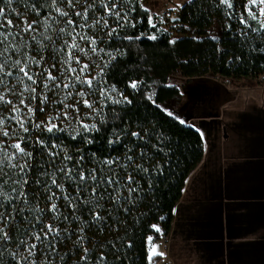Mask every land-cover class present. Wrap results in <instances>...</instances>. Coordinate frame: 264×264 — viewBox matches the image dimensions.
<instances>
[{"label": "trees", "instance_id": "trees-1", "mask_svg": "<svg viewBox=\"0 0 264 264\" xmlns=\"http://www.w3.org/2000/svg\"><path fill=\"white\" fill-rule=\"evenodd\" d=\"M115 2L121 13L119 19L109 16L97 0L87 23L91 25L103 16L108 26L76 27L72 32L75 35L83 31L97 41L98 54L89 51L85 56L77 51L76 55L81 61L91 56L98 62L100 85L114 93V99H107L90 124H95L97 130L85 132L77 125L49 133L38 123L44 113L39 115L43 106L40 99L47 93L40 82L47 72L36 77L34 87L40 95L35 100L28 92L21 97L23 89L17 85L15 94H6L12 103H0V117L6 118L3 130L10 133L5 137L0 130L3 147L11 153L14 149L10 145L21 142L25 151L32 153L27 160L30 167L24 173L8 167L6 158L0 168V192L4 194L0 196V213L8 217L0 218V228L11 237L7 242L0 240V264H15L10 253L16 252L19 260L27 255V245L31 243H37V250L29 264H157L165 257L171 264H226L220 218L224 200L216 187L204 185L207 172L198 178L205 163L204 134L179 120L165 106L183 93V85L170 84L168 79L179 73L186 81L204 75L263 81L264 29H260V17H248L247 0H232L230 9L220 0H188L177 8L178 20L166 18L164 29L152 20L150 23V11L142 0ZM33 3L40 15L31 11L29 6ZM60 6L71 14L66 2ZM0 7L5 8V19H12L16 25L11 30L20 33L14 41L20 45V52L13 59L23 60L25 54L35 57L40 64L30 67L37 73L67 67L64 60L71 36L57 37L44 27V16L52 11L51 0H14L11 7L7 0H0ZM78 10L83 11L80 6ZM17 12L21 13L19 18ZM52 15L56 13L53 11ZM241 17L247 25L241 23ZM72 18L78 25L84 23L80 17ZM23 21H36L35 40L31 39L33 33L21 31ZM174 33L180 36L172 39ZM45 36H52L55 44ZM77 42L89 48L78 36ZM12 71L15 74V69ZM7 79L16 84L11 77ZM133 83L137 87L133 88ZM112 86L115 92L111 91ZM21 98L36 109L26 120L27 133L10 119L14 115L11 108L19 105ZM116 100L121 102L115 103ZM37 124L41 126L37 128ZM66 155L72 159L65 160ZM26 159L17 155L11 163L23 164ZM61 168L65 171L61 172ZM67 169H72L74 179L66 177ZM80 172L86 177L95 174L97 180L89 178L80 184ZM129 176L133 177L131 182ZM109 177L119 183L109 186ZM52 179L62 184L63 191L51 183ZM101 179L105 183H99ZM129 189L134 191L129 193ZM21 191L24 195H20ZM52 193L59 198L50 201ZM52 203L57 205L58 213L51 211ZM96 213L99 220L94 219ZM49 224L59 229V235L53 240L50 234L47 241L39 244L34 234L43 238L41 229L46 231ZM155 225H159V231ZM151 235L165 238V251L163 255H152L150 260ZM49 242L55 244L54 252L49 250ZM84 249L88 251L85 253Z\"/></svg>", "mask_w": 264, "mask_h": 264}, {"label": "rangeland", "instance_id": "rangeland-1", "mask_svg": "<svg viewBox=\"0 0 264 264\" xmlns=\"http://www.w3.org/2000/svg\"><path fill=\"white\" fill-rule=\"evenodd\" d=\"M155 1L158 2L155 10L159 13L151 16V20L153 23H158L160 28L167 29V17L163 15L162 11L165 7L172 8L174 4L169 0ZM151 2L153 1L151 0ZM151 2L150 0H142V5L150 7ZM260 19L264 20V17H260ZM179 36L174 33L171 38L175 39ZM89 58L87 61L80 60V65L73 62L71 66L79 69L84 63H88L89 69L84 76L89 79L95 77L99 80L98 62L94 61L91 56ZM62 72V69H55L52 72L57 77V82L61 83L60 89L48 91L43 86L44 79L40 82L43 90L47 92L46 95L49 100L47 104L41 107L43 110H39V115L41 112L44 113L38 123L41 125L47 124L50 117L55 118L58 112L62 113L64 111L63 105L67 103L73 104L75 108L79 109L78 117L74 108L69 110L74 117L72 120H66L61 116L52 122L56 123L58 127L81 126L80 121L90 125L97 114L92 109L86 108L82 102L76 104V101L80 99L76 92L84 91L88 93L85 98L92 102L97 110H101L105 106L107 99L101 98L99 91L89 93L86 86L78 84L75 89H71L73 96L65 100V92L68 90L62 87ZM168 83L183 85L181 97L167 101L165 106L179 120L197 127L204 134L205 155L203 163L207 151H211V149L213 152L209 163L213 160L212 156L216 159L217 155L215 154L221 147L227 153H231L236 145L240 147V154L236 153L234 157H228L225 153H222L219 155L218 164L214 162L210 166V164L204 163L198 178H201L207 172L205 178L210 177L212 181H215L216 175L225 180L226 187H232V184H235V193L228 192L226 195H222L225 202L224 216L227 223L226 232L228 233L227 238H224L225 261L227 259L229 264H236L237 262L249 264L250 261H258L261 264L260 259H264V234L252 238L241 233L246 228H248L247 232L250 231V227L256 225V223L264 222V80L258 83L254 80L230 76L204 75L186 81L181 74L177 73L169 77ZM96 87L101 90L105 89L100 84ZM18 88L23 89V85H19ZM110 96V100H113L114 93H110ZM25 103L34 108L28 101L25 100ZM20 107L23 111H27V108L23 105H20ZM42 118L44 119L42 120ZM231 159L244 162L242 164H247L245 162L250 161L247 170L234 173L232 180L229 176L230 168L227 165L229 161H232ZM233 206H236V213H231L233 212L231 210ZM229 221H235L234 225H236L233 230L236 235L232 238L229 236ZM155 227L156 229L160 228L159 225H155ZM262 227L264 225L260 226V228ZM163 245L165 247L163 236L158 238L153 235L149 236L151 256L161 251ZM256 245L259 246L260 259L255 257V251L252 252L254 250L252 248H255ZM246 255H249V257L244 258L247 257Z\"/></svg>", "mask_w": 264, "mask_h": 264}, {"label": "snow or ice", "instance_id": "snow-or-ice-1", "mask_svg": "<svg viewBox=\"0 0 264 264\" xmlns=\"http://www.w3.org/2000/svg\"><path fill=\"white\" fill-rule=\"evenodd\" d=\"M14 0H7V6L11 7ZM67 4V7L71 10L65 11L63 7L60 5L62 3ZM97 0H92V2H89V0H51V8L52 11H49L47 15L44 16V27L46 31H54L55 35L57 37H60L62 35L68 34L71 36L72 43L70 45H67V41H65V44L68 47V54L67 58L64 60V64L67 65L66 68L63 69L62 72V87L65 90H68L65 92L64 99L67 100L73 96V92L71 89H75L76 86L79 84L81 86H86L89 90V93H94L99 91L100 97L105 99H111L110 93L107 89H98L96 85L100 84L101 81L97 80L95 77L92 78H86L84 74L89 69V64L84 63L79 69L72 67V63L75 62L77 65L81 64L79 56L76 55V52L84 53L85 56L88 55V52L91 51L94 54H98L96 43L97 41L88 36L87 33L81 31L79 33H76L75 35H72V32H75L76 27L83 28H91L95 27L97 25L103 24L104 27L108 26L107 20L103 16L97 18L93 24L89 25L87 23L89 18L90 10H92L95 6V3ZM220 2L227 6V8H232V0H220ZM78 6H80L83 11L78 10ZM99 6L101 9H104L109 16H115L118 19L121 17L120 11H118V5L115 2V0H99ZM31 8L32 12H35L37 15H40V11L37 8V5L35 3L31 4L29 6ZM253 8L256 10L253 11ZM13 12H16V9H12ZM55 12L56 15H52V12ZM245 11L247 12V15L252 20H259V17H264V0H247V3L245 5ZM17 17L19 18L21 13H16ZM72 15L76 17H80L83 19V24H77L76 21L72 18ZM6 12L4 7H0V86H3L4 91L0 92V103L5 104H11L12 101L6 99V94H15V88L17 85H23V90L19 93L21 97H23V94L25 92L31 93V99L35 100L39 93H37L36 87L34 85L37 84V76H44V73L47 72V75L44 76V88L48 91H53L54 89H60L61 83L57 82V77L53 75L52 71L49 69H42L40 72H32L31 71V64L35 63L37 65L40 64L39 60H36L35 57H30L27 54H25V58L23 60L21 59H13L12 56L18 55L20 52V45L15 43L16 36L20 35L19 32H13L11 29L16 27L14 25V22L12 19H5ZM59 17V19L57 18ZM24 27L21 29L24 33H33L31 36L32 40H35L36 37L34 33L37 31L35 24L36 21H32L31 23H28L27 21H23ZM151 23V19H150ZM241 23H244L247 25V21L244 20L243 17H241ZM53 24L60 25L59 27L53 29ZM260 29H264V20L259 21ZM154 26V25H153ZM68 29H71V32L68 31ZM254 31L256 29H253ZM115 31V29H113ZM109 35H112L111 32L108 33ZM77 36L79 37L80 41L86 42L89 45V48L86 49L84 47H81V44L77 42ZM11 38V39H10ZM151 39H156L155 36L150 37ZM44 39L55 44V41L53 40L52 36H45ZM175 41H173L174 43ZM39 43V42H38ZM26 46V45H25ZM100 52H103V49H99ZM41 60H43V57H41ZM53 68L55 65L52 66ZM6 68L9 69L6 71ZM12 69H15V74L12 71ZM103 69H101V72ZM8 77H11L13 80L16 81V84H10ZM27 81L28 83H25ZM133 88L137 87L136 83H133L131 85ZM112 92H115V86H112L111 88ZM88 93H85L84 91H77L76 95L80 97L79 100L76 101V104L83 103L84 106L88 109H92L96 112L97 115H99V110L94 108V105L92 102H89L88 99L85 98V96ZM127 100V98H124ZM49 100V97L44 94L41 96L40 104L44 105L47 104ZM115 103H120V100L114 101ZM63 103V101H61ZM20 105H23L25 108H27V111H23ZM64 111L62 113L58 112L57 116L55 118L50 117L49 122L44 125L46 131L49 133H52L54 130L57 131H66V128H60L58 125L54 122H52L54 119H58L61 116L66 120H72L74 117L72 115V112H70V109H74L75 105L73 104H67L64 103ZM41 111L43 108L40 109ZM36 111V109L29 107L25 103V99L21 98L19 101V105H13L11 108V112L14 114L10 117V119L14 120L16 124H18L19 128L23 130V132L27 133L29 131V128L26 127V120L31 118V115ZM76 115L78 117L79 115V109L75 108ZM6 118L0 117V130L4 129ZM80 124L85 132L91 131V130H97L96 125H88L84 124L82 121H80ZM37 128H39L41 125L37 124L35 125ZM10 135L9 131L3 130V136L8 137ZM77 135H79V131L77 130ZM133 136L138 135V133H133ZM75 138V137H73ZM22 139V138H21ZM12 149H14L13 152L9 153L4 147L2 142H0V168L3 167L5 163V158L8 163V167L10 168H19L21 173H24L27 168L30 167L28 165L27 160H30L32 157V153L26 152L25 149L21 146V142H16L10 145ZM53 147H57L56 145H53ZM17 155H19L21 158H27L23 164H15L11 163V161L15 160ZM50 155L55 156L56 153H50ZM71 156H65V160H71ZM83 159V158H81ZM131 160V157L128 158ZM109 165L112 164V161H106ZM61 172H64L65 169L61 168ZM72 169H67L66 177L69 179H74V177L71 176ZM91 179L93 181L97 180V177L95 174H92L90 177H86L83 172H80L79 174V182L80 184H83L86 182L87 179ZM133 179L132 176L128 177L129 182H131ZM17 183H20V181H17ZM23 183H28V181L25 179ZM51 183L55 185L57 188L61 189L63 191L62 184L57 183L55 179H52ZM99 183H105L103 179L99 181ZM106 183L111 186L113 183H119V181L114 180L113 177H109ZM16 189H13V192H15ZM79 191V188L77 189ZM97 189L94 187L92 189L93 194H95ZM134 191V189H129V193ZM20 195H24L23 191H21ZM0 196H4L2 192H0ZM6 199H9V197H6ZM59 197L56 196L55 193H52L48 199L51 201L53 199H58ZM67 198V197H65ZM69 204L71 205V200L69 201ZM74 207V205H73ZM51 211L54 213H58L59 209L57 208V205L55 203L51 204ZM0 218L8 219V217L3 216V213H0ZM57 218L58 215H57ZM67 219V217H65ZM94 219L99 220L100 216L99 213H96L94 216ZM46 231L42 228L41 232L43 233V238L41 237V234L37 233L34 234V239L39 244H43L45 241L48 240V237L50 234L53 236V240L56 236L59 235V229L54 228L51 224L46 225ZM155 227V226H154ZM157 231L159 229L157 228ZM9 239H11L8 232L4 230V228H0V240L7 242ZM82 242V238H80V241ZM24 243V242H22ZM19 248V245H17ZM48 248L50 251H55V244L52 242L48 243ZM27 255L22 256L21 259L17 260V253L12 252L10 253V256L15 261V264H29V258L34 254V252L37 250V243H31L27 245ZM85 253L88 251L87 249H84ZM3 255V252L0 251V256ZM155 255H163V253H155ZM151 255L149 259L151 260ZM81 259H86V257H81ZM101 260L104 259V257L100 258Z\"/></svg>", "mask_w": 264, "mask_h": 264}, {"label": "crops", "instance_id": "crops-1", "mask_svg": "<svg viewBox=\"0 0 264 264\" xmlns=\"http://www.w3.org/2000/svg\"><path fill=\"white\" fill-rule=\"evenodd\" d=\"M153 2H151L150 0V7H146L147 9H149L150 11V14L151 16H154L155 14H158L159 12H157L155 10L156 6H158V2L155 1V0H152ZM188 0H169V2H172L174 4V6L172 8H178L179 6H181L184 2H186ZM261 20V19H260ZM236 144V143H235ZM240 147H237V145L233 148V151L230 153V152H226L225 149H223L221 147V149H219V151L217 150V153L215 155H217L216 159L212 156L213 160L212 162L209 163V159L212 155V149L211 151H207V154H206V158H205V163H208L210 164V166L216 162L217 164L219 163V155L222 154V153H225L228 157H234L236 155V153H239L240 154ZM232 161H229L227 163L228 167L230 168V172H229V176L231 177V180H232V176L234 173H237V172H240V170L242 171H245L247 170V168L249 167V163L250 161H247L245 163L247 164H242L244 162H240L239 160H236V159H231ZM210 169V168H209ZM209 172V171H208ZM218 172V171H217ZM205 183L204 185L206 186H209L211 189L212 188H217V191L220 192V195L222 197V195H226L228 192L229 193H235V184H232L233 186L230 187H226V184H225V180L219 178L218 176L215 175V181H212L211 178L209 177H206V179L204 180ZM223 199V198H222ZM225 202L222 203V207H223V221H224V238H227L228 236V233L226 232V229H227V223L225 222V216H224V212H225ZM233 212L231 213H236L237 211L236 210V206H233V208L231 209ZM235 221H229L228 222V226L230 227V232H229V236L230 238H232V236H235L236 233L233 232L234 228L236 227V225H234ZM261 225H264V222L262 223H256V225H252L250 227V231L247 232L248 228H246L243 233L241 234H250L252 238H255V237H258L262 234H264V227L260 228ZM261 229H263V231H261ZM238 231V230H236ZM235 231V232H236ZM239 236V235H238ZM148 241H149V238H148ZM149 244V243H148ZM163 249H164V245H163ZM163 249L161 251H159L158 253H162L163 252ZM255 251V257L260 259L259 258V254H258V251H259V246H255V248H252ZM148 251H149V247H148ZM249 254V252H248ZM149 256H150V252H149ZM247 257H244V258H248L249 255H246ZM226 257H227V252H226ZM262 261L261 264H264V259H260ZM160 262L164 263V264H171L169 258L165 257L163 258ZM226 264H229V262L225 261ZM236 264H243L242 262H237ZM245 264H248V263H245ZM249 264H260L258 261H250Z\"/></svg>", "mask_w": 264, "mask_h": 264}, {"label": "built area", "instance_id": "built-area-1", "mask_svg": "<svg viewBox=\"0 0 264 264\" xmlns=\"http://www.w3.org/2000/svg\"><path fill=\"white\" fill-rule=\"evenodd\" d=\"M163 15L165 17H171V16H176L178 15V9L177 8H169L165 7L162 11ZM157 264H164L162 262H158Z\"/></svg>", "mask_w": 264, "mask_h": 264}, {"label": "water", "instance_id": "water-1", "mask_svg": "<svg viewBox=\"0 0 264 264\" xmlns=\"http://www.w3.org/2000/svg\"><path fill=\"white\" fill-rule=\"evenodd\" d=\"M178 19H179L178 15L171 17V20L173 21L178 20ZM220 218H221V224H222V236L224 237L223 207H221L220 209Z\"/></svg>", "mask_w": 264, "mask_h": 264}, {"label": "flooded vegetation", "instance_id": "flooded-vegetation-1", "mask_svg": "<svg viewBox=\"0 0 264 264\" xmlns=\"http://www.w3.org/2000/svg\"><path fill=\"white\" fill-rule=\"evenodd\" d=\"M225 205V204H224Z\"/></svg>", "mask_w": 264, "mask_h": 264}]
</instances>
